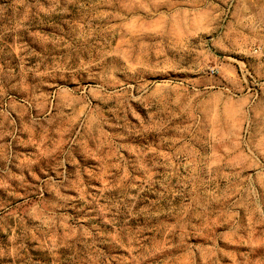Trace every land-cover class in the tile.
Listing matches in <instances>:
<instances>
[{"label":"rangeland","instance_id":"374dc122","mask_svg":"<svg viewBox=\"0 0 264 264\" xmlns=\"http://www.w3.org/2000/svg\"><path fill=\"white\" fill-rule=\"evenodd\" d=\"M0 264H264V0H0Z\"/></svg>","mask_w":264,"mask_h":264}]
</instances>
